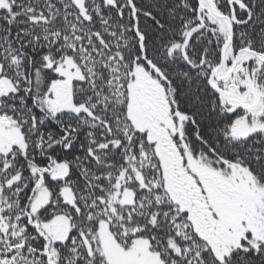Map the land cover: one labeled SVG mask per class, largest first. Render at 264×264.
<instances>
[{"label":"snow or ice","instance_id":"snow-or-ice-1","mask_svg":"<svg viewBox=\"0 0 264 264\" xmlns=\"http://www.w3.org/2000/svg\"><path fill=\"white\" fill-rule=\"evenodd\" d=\"M0 264H264V0H0Z\"/></svg>","mask_w":264,"mask_h":264}]
</instances>
